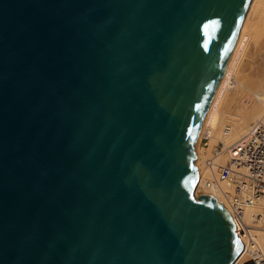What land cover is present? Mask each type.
Wrapping results in <instances>:
<instances>
[{
    "label": "water",
    "instance_id": "1",
    "mask_svg": "<svg viewBox=\"0 0 264 264\" xmlns=\"http://www.w3.org/2000/svg\"><path fill=\"white\" fill-rule=\"evenodd\" d=\"M249 3L0 0V264L235 262L193 161Z\"/></svg>",
    "mask_w": 264,
    "mask_h": 264
},
{
    "label": "bare ground",
    "instance_id": "2",
    "mask_svg": "<svg viewBox=\"0 0 264 264\" xmlns=\"http://www.w3.org/2000/svg\"><path fill=\"white\" fill-rule=\"evenodd\" d=\"M263 119L264 0H250L194 143L195 197L207 194L229 213L234 204L241 211L235 223L243 250L233 264L250 260L254 249L264 260V195L254 198L253 185L243 177L232 182L222 179L219 167L228 162L231 147L250 138ZM245 173L243 166L236 172Z\"/></svg>",
    "mask_w": 264,
    "mask_h": 264
},
{
    "label": "built area",
    "instance_id": "3",
    "mask_svg": "<svg viewBox=\"0 0 264 264\" xmlns=\"http://www.w3.org/2000/svg\"><path fill=\"white\" fill-rule=\"evenodd\" d=\"M250 138L244 137L242 143L234 144L229 152V160L224 166L219 167V173L222 179L235 181L238 177L247 179L253 185L254 198L264 195V119L260 121L252 133ZM205 145L207 141L202 139ZM243 166L246 173L237 175V170ZM239 174H241L239 170ZM245 183L244 180H242ZM237 190L241 187L236 186ZM250 202V200H249ZM235 205V204H234ZM233 205V213L230 215L235 223V218L240 217L241 211ZM236 226V223H235ZM236 233L238 235L237 229ZM254 249L251 252V259L253 264H264V260L259 258L257 251Z\"/></svg>",
    "mask_w": 264,
    "mask_h": 264
},
{
    "label": "rangeland",
    "instance_id": "4",
    "mask_svg": "<svg viewBox=\"0 0 264 264\" xmlns=\"http://www.w3.org/2000/svg\"><path fill=\"white\" fill-rule=\"evenodd\" d=\"M202 144H203V142H202Z\"/></svg>",
    "mask_w": 264,
    "mask_h": 264
}]
</instances>
